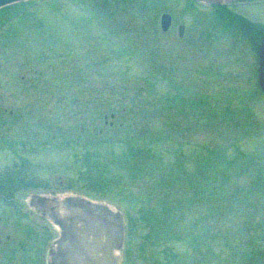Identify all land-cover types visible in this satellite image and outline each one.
<instances>
[{
	"label": "rangeland",
	"instance_id": "1",
	"mask_svg": "<svg viewBox=\"0 0 264 264\" xmlns=\"http://www.w3.org/2000/svg\"><path fill=\"white\" fill-rule=\"evenodd\" d=\"M238 37L194 0L1 7V206L109 207L116 264H264V93Z\"/></svg>",
	"mask_w": 264,
	"mask_h": 264
},
{
	"label": "flooded vegetation",
	"instance_id": "2",
	"mask_svg": "<svg viewBox=\"0 0 264 264\" xmlns=\"http://www.w3.org/2000/svg\"><path fill=\"white\" fill-rule=\"evenodd\" d=\"M194 2L219 14L228 27L241 35L242 38L238 39H244L248 48L259 55L264 25L254 16L264 6V0ZM180 26L183 25L178 26V35L182 37L185 27L180 35ZM2 183L0 181V188ZM15 193L16 189L9 193L13 199ZM7 194L0 190V197ZM28 199L25 210L21 206L9 209L0 203V264H116V250L122 234L118 213L113 214L109 207L76 194L48 197L32 193ZM22 214L28 215L25 220L33 222L24 230ZM30 214L49 222L57 235L51 237L50 228L37 230V218H32ZM10 222L11 232L6 233L4 226Z\"/></svg>",
	"mask_w": 264,
	"mask_h": 264
},
{
	"label": "water",
	"instance_id": "3",
	"mask_svg": "<svg viewBox=\"0 0 264 264\" xmlns=\"http://www.w3.org/2000/svg\"><path fill=\"white\" fill-rule=\"evenodd\" d=\"M28 1V0H0V8L15 2ZM171 24V15L168 13H163L160 17V26L163 31L168 30ZM183 26L179 27V34L183 33ZM257 79L260 90L264 93V36L260 45L259 55H258V67H257ZM113 117V115H111ZM114 214V212H112Z\"/></svg>",
	"mask_w": 264,
	"mask_h": 264
}]
</instances>
